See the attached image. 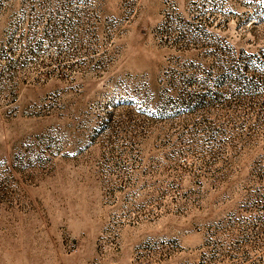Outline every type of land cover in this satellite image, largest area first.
<instances>
[{
	"label": "rangeland",
	"instance_id": "374dc122",
	"mask_svg": "<svg viewBox=\"0 0 264 264\" xmlns=\"http://www.w3.org/2000/svg\"><path fill=\"white\" fill-rule=\"evenodd\" d=\"M0 264H264V0H0Z\"/></svg>",
	"mask_w": 264,
	"mask_h": 264
}]
</instances>
